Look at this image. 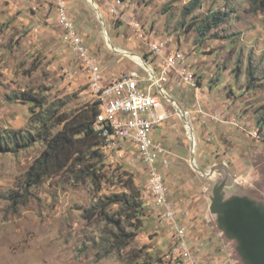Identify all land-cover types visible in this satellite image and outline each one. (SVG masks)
Returning a JSON list of instances; mask_svg holds the SVG:
<instances>
[{
    "label": "rangeland",
    "instance_id": "rangeland-1",
    "mask_svg": "<svg viewBox=\"0 0 264 264\" xmlns=\"http://www.w3.org/2000/svg\"><path fill=\"white\" fill-rule=\"evenodd\" d=\"M18 1L0 0L1 134H35L30 119L40 110L33 108V114L31 104L16 100L22 92L37 95L44 108L59 105L58 113L96 101L89 70L57 22L56 1L25 0L22 8ZM191 1L64 0V5L105 81L133 71L146 78L142 66L160 62L151 52L154 42L185 53L199 90L172 76L165 84L167 99L160 96L167 118L153 134L176 156L164 179L169 200L180 210L178 222L187 229L186 245L198 264H245L237 244L224 240L214 227L205 193L212 181L204 173L209 172L205 167L226 162L238 175L237 162L246 167L239 183L255 193L257 177L250 175L251 168L264 171V124L258 126L264 120V0H200L189 13ZM13 2L17 7L9 10ZM212 12L227 13L228 18L212 31L213 38L197 44L193 25ZM202 88L209 89L203 101L198 95ZM231 98L243 109L229 114L235 123L225 122L229 117L219 113ZM178 109L190 116L179 118ZM125 148L122 155L103 152L104 178L96 183L62 174L36 188H28L23 175L44 149L41 142L0 154V264H179L170 253L171 232L158 225V212L145 197L147 169L133 145ZM224 153L229 160L220 157ZM127 178L146 205L139 221L118 217L119 206L94 216L86 213L106 197L128 193ZM15 194L21 203L10 198Z\"/></svg>",
    "mask_w": 264,
    "mask_h": 264
},
{
    "label": "built area",
    "instance_id": "built-area-1",
    "mask_svg": "<svg viewBox=\"0 0 264 264\" xmlns=\"http://www.w3.org/2000/svg\"><path fill=\"white\" fill-rule=\"evenodd\" d=\"M55 1L57 22L63 27L66 39L71 41L89 70V89L99 103L93 129L101 138L104 153L114 151L122 155L126 152V145H133L138 158L147 169L145 197L151 202L152 209L158 212V225L162 228L167 226L171 232L170 253L178 257L179 264H198L186 245L187 229L178 222L179 210L170 202L169 191L162 176V171L169 167L170 160L163 145L153 136L154 131L167 118L160 96L166 98L165 84L172 76L179 77L184 86L199 90L195 74L186 65L185 53L169 49L162 42H154L150 45L151 52L156 57L155 60L160 62L155 67L152 66L153 62L142 66L146 71V78L133 71L105 81L99 67L90 61L87 48L74 31L66 14L64 0ZM122 54L128 55L126 52ZM179 112V118L187 116L186 112ZM230 123L235 121L231 120ZM185 129L191 140L187 123ZM253 134L255 137L259 136L257 132Z\"/></svg>",
    "mask_w": 264,
    "mask_h": 264
},
{
    "label": "trees",
    "instance_id": "trees-1",
    "mask_svg": "<svg viewBox=\"0 0 264 264\" xmlns=\"http://www.w3.org/2000/svg\"><path fill=\"white\" fill-rule=\"evenodd\" d=\"M200 4V0H192L188 6V12L192 13ZM228 18L227 13L212 12L204 19L193 25L197 33V44L211 37L212 31L224 24ZM16 100L31 104L30 112L39 109V115L31 117L30 122L36 125V132L32 134L11 132L0 133V154L16 153L26 149L35 142H41L44 149L34 160L32 165L23 175V182L28 188H36L46 179L58 177L62 174L74 178L79 182L90 179L98 182L103 179V143L93 129L95 117L99 112L97 101L85 105L72 113H58L60 106L44 108L45 101L38 99L34 93L22 92L16 96ZM264 120L260 119L258 126H262ZM57 129V132L55 130ZM125 186L128 193L106 197L94 208L86 213H106L109 206H119L116 213L118 217L139 221L143 217L146 205L142 202L139 190L133 181L127 178ZM14 194V193H13ZM13 202L21 203L20 196L15 194L10 197ZM140 217V218H139ZM107 218V217H106ZM118 221H111L116 224ZM133 235H126V241Z\"/></svg>",
    "mask_w": 264,
    "mask_h": 264
},
{
    "label": "water",
    "instance_id": "water-1",
    "mask_svg": "<svg viewBox=\"0 0 264 264\" xmlns=\"http://www.w3.org/2000/svg\"><path fill=\"white\" fill-rule=\"evenodd\" d=\"M254 167L259 179L254 184L257 186L255 193L238 188L228 193L233 179L227 166L222 165L218 169L221 168L223 177L205 193L214 227L224 240L237 244L239 259L245 264H264V171L257 165ZM209 174L204 173L205 176Z\"/></svg>",
    "mask_w": 264,
    "mask_h": 264
},
{
    "label": "crops",
    "instance_id": "crops-1",
    "mask_svg": "<svg viewBox=\"0 0 264 264\" xmlns=\"http://www.w3.org/2000/svg\"><path fill=\"white\" fill-rule=\"evenodd\" d=\"M25 0H19L18 1V3H17V6H18V8H22L23 6L25 7V5H22L23 4V2H24ZM15 4H14V2H13V4H10L9 5V10H12V9H14L15 7H17ZM20 6H22V7H20ZM197 92V91H196ZM208 94H209V89L207 88H202L201 89V92L200 93H198V95H201V97H202V101L203 100H205V99H207V96H208ZM230 98V97H229ZM192 107L193 108H196V106H195V104H193L192 105ZM199 111V110H198ZM200 112H202V110H200L198 113H200ZM231 112H240V113H242L243 112V109H242V106L240 105H238L237 104V102H236V99L234 100V99H228V101L226 102V103H223L222 104V106H220V108H219V113L220 114H222V116L224 117L225 116V119L226 118H228L229 117V120H227V121H225V122H228V123H230V121L232 120V119H230V115L229 114H231ZM187 113V116L186 117H188V116H190V113L189 112H186ZM263 125V124H262ZM261 126V125H260ZM224 136H222L221 137V140L223 141V138ZM224 143H227V145H228V147L230 148V149H232V147H234V144H231V142H229V141H227V140H224ZM164 147V146H163ZM164 149L166 150V152H167V155H168V158H169V160H170V162L171 161H173L174 163H175V161L174 160H176V156H175V154L173 153V152H171V151H169L167 148H165L164 147ZM216 152L213 154L214 155V157H216ZM220 155V154H219ZM220 157H222L224 160H226V159H228V158H226L225 157V153L222 155V156H220ZM229 160V159H228ZM196 162V161H195ZM234 162V161H233ZM227 166V168H228V173H229V175H230V177L233 179V187H230V188H228L227 189V191H228V193L229 192H232L233 190H235V188L237 189H241V190H244V191H247L246 190V188H243V186L244 185H242V184H240V183H242V181L243 180H245V176H244V173H245V168L246 167H243L242 165H238L237 164V162H236V165H235V168H237L236 170H237V172H239V174L238 175H235L234 174V172H233V170L231 169L232 168V165L231 164H228V163H226V162H224V163H220V164H212L211 165V168H209L208 166L207 167H205V171H207V169H209V172H206V173H210L208 176H206L207 177V179H209V180H211L212 182H211V185L212 184H214V183H216V182H218L223 176H222V172H221V168L220 169H218V167L219 166ZM196 166H197V164H196ZM253 168H251L252 170V172L250 173V175L251 176H255V178L257 177V179H256V182L259 180L258 179V175H257V173H256V171H255V167L254 166H252ZM170 165H169V167L167 168V169H165V170H163L162 171V176H163V179H165L166 180V178H167V176H168V174H169V172L171 173V171H170ZM169 169V170H168ZM242 172V173H241ZM216 175H218L219 177L217 178V179H215L216 177ZM240 182V183H239ZM255 182V183H256ZM165 183V182H164ZM166 185V184H165ZM167 187V186H166ZM234 188V189H233ZM208 198V197H207ZM150 203V202H149ZM210 204V203H209ZM151 206V205H150ZM179 212H180V210H179Z\"/></svg>",
    "mask_w": 264,
    "mask_h": 264
},
{
    "label": "bare ground",
    "instance_id": "bare-ground-1",
    "mask_svg": "<svg viewBox=\"0 0 264 264\" xmlns=\"http://www.w3.org/2000/svg\"><path fill=\"white\" fill-rule=\"evenodd\" d=\"M144 65V64H143Z\"/></svg>",
    "mask_w": 264,
    "mask_h": 264
}]
</instances>
